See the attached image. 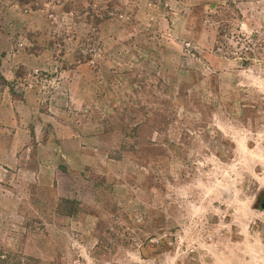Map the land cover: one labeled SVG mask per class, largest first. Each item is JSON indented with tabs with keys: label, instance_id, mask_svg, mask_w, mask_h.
<instances>
[{
	"label": "rangeland",
	"instance_id": "obj_1",
	"mask_svg": "<svg viewBox=\"0 0 264 264\" xmlns=\"http://www.w3.org/2000/svg\"><path fill=\"white\" fill-rule=\"evenodd\" d=\"M13 1L47 53L0 74L39 175L0 264H264V0Z\"/></svg>",
	"mask_w": 264,
	"mask_h": 264
},
{
	"label": "crops",
	"instance_id": "obj_2",
	"mask_svg": "<svg viewBox=\"0 0 264 264\" xmlns=\"http://www.w3.org/2000/svg\"><path fill=\"white\" fill-rule=\"evenodd\" d=\"M51 3L46 2L44 6L47 7ZM11 5L8 12H12L14 8L22 7L17 1H13ZM43 7L38 8L35 12H46ZM16 38L10 33L0 37V74L8 83L18 79L16 70L7 72L8 65L18 62L27 67L29 75L36 74L40 67L44 69L39 63L46 58L45 53H47L45 51L27 53L22 50L23 44H16L19 40ZM2 48L4 49L1 51ZM3 52L5 57L2 56ZM19 85L16 86V89L19 88ZM25 88L29 89V86H25ZM11 95L7 87L0 90V231L2 222H7V217L10 214L13 213L24 220L35 213L30 191L39 182V175L32 166L31 156L34 153V141L31 127L27 121L19 117L17 112L19 103L17 100L13 101ZM49 142L39 144L42 150L51 147ZM66 144L67 142L64 143V145ZM9 220H11V216Z\"/></svg>",
	"mask_w": 264,
	"mask_h": 264
},
{
	"label": "trees",
	"instance_id": "obj_3",
	"mask_svg": "<svg viewBox=\"0 0 264 264\" xmlns=\"http://www.w3.org/2000/svg\"><path fill=\"white\" fill-rule=\"evenodd\" d=\"M19 3H20V4H23V2H22L21 0H19Z\"/></svg>",
	"mask_w": 264,
	"mask_h": 264
}]
</instances>
